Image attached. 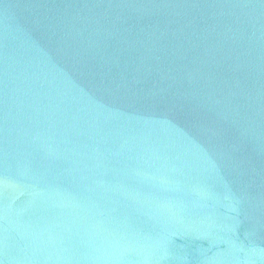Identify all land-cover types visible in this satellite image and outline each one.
<instances>
[{"label": "water", "instance_id": "obj_1", "mask_svg": "<svg viewBox=\"0 0 264 264\" xmlns=\"http://www.w3.org/2000/svg\"><path fill=\"white\" fill-rule=\"evenodd\" d=\"M0 264H264V0H0Z\"/></svg>", "mask_w": 264, "mask_h": 264}]
</instances>
